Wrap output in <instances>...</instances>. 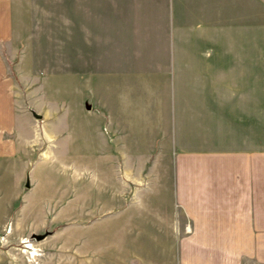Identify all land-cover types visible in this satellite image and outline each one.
Instances as JSON below:
<instances>
[{"label":"crops","instance_id":"crops-1","mask_svg":"<svg viewBox=\"0 0 264 264\" xmlns=\"http://www.w3.org/2000/svg\"><path fill=\"white\" fill-rule=\"evenodd\" d=\"M198 1L0 0V159L19 157L34 131L13 82L82 83L100 145L173 161V206L191 228L176 264H264V115L248 135L230 93L171 91V67L191 81L184 67L205 64L200 47L217 30ZM175 224L164 219L171 236Z\"/></svg>","mask_w":264,"mask_h":264},{"label":"rangeland","instance_id":"rangeland-1","mask_svg":"<svg viewBox=\"0 0 264 264\" xmlns=\"http://www.w3.org/2000/svg\"><path fill=\"white\" fill-rule=\"evenodd\" d=\"M198 2L217 30L200 47L205 64L184 67L191 81L177 83L171 67V91L181 84L184 93H230L236 127L257 135L264 115V0ZM56 78L12 83L18 103L27 101L34 131H26L19 157L0 159V264H176L178 236L191 228L173 206V161L165 151L146 161V151L126 156L129 146L105 149L92 127L98 115L86 118L79 107L82 83ZM174 216L171 236L164 219Z\"/></svg>","mask_w":264,"mask_h":264},{"label":"water","instance_id":"water-1","mask_svg":"<svg viewBox=\"0 0 264 264\" xmlns=\"http://www.w3.org/2000/svg\"><path fill=\"white\" fill-rule=\"evenodd\" d=\"M34 116H35L36 118H40V115L34 114Z\"/></svg>","mask_w":264,"mask_h":264},{"label":"built area","instance_id":"built-area-1","mask_svg":"<svg viewBox=\"0 0 264 264\" xmlns=\"http://www.w3.org/2000/svg\"><path fill=\"white\" fill-rule=\"evenodd\" d=\"M187 230H190V229H189V227H188V229H187Z\"/></svg>","mask_w":264,"mask_h":264}]
</instances>
